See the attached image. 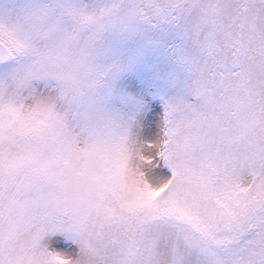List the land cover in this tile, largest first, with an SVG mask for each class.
<instances>
[{"label": "snow or ice", "instance_id": "6c2138e0", "mask_svg": "<svg viewBox=\"0 0 264 264\" xmlns=\"http://www.w3.org/2000/svg\"><path fill=\"white\" fill-rule=\"evenodd\" d=\"M0 264H264V0H0Z\"/></svg>", "mask_w": 264, "mask_h": 264}]
</instances>
